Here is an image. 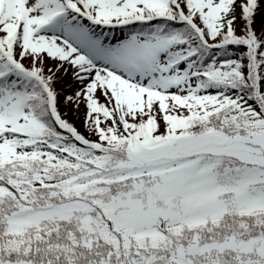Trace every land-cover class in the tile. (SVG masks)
I'll list each match as a JSON object with an SVG mask.
<instances>
[{
  "label": "snow or ice",
  "instance_id": "snow-or-ice-1",
  "mask_svg": "<svg viewBox=\"0 0 264 264\" xmlns=\"http://www.w3.org/2000/svg\"><path fill=\"white\" fill-rule=\"evenodd\" d=\"M0 264H264V0H0Z\"/></svg>",
  "mask_w": 264,
  "mask_h": 264
}]
</instances>
